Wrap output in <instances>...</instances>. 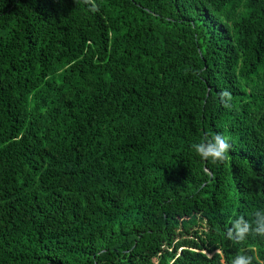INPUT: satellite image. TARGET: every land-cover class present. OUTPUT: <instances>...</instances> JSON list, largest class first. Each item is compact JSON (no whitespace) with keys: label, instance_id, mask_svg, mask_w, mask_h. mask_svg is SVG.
Segmentation results:
<instances>
[{"label":"trees","instance_id":"trees-1","mask_svg":"<svg viewBox=\"0 0 264 264\" xmlns=\"http://www.w3.org/2000/svg\"><path fill=\"white\" fill-rule=\"evenodd\" d=\"M256 211L264 0H0V264H264Z\"/></svg>","mask_w":264,"mask_h":264},{"label":"clouds","instance_id":"clouds-1","mask_svg":"<svg viewBox=\"0 0 264 264\" xmlns=\"http://www.w3.org/2000/svg\"><path fill=\"white\" fill-rule=\"evenodd\" d=\"M224 97L228 96L227 92H224L222 94ZM228 142L226 141L225 137L219 134H214L211 137H204L200 139L198 142H194L191 144L192 150L198 154L201 158H221L224 154V151L228 148ZM255 220L254 224L256 227L254 228V231L257 232H264V224L260 223L261 212L256 211L254 213ZM233 227L235 231L237 232L238 236H243L245 232L248 231L249 225L247 222L242 221L241 219H237L233 223ZM250 257L246 255H237L233 261L232 264H249Z\"/></svg>","mask_w":264,"mask_h":264}]
</instances>
